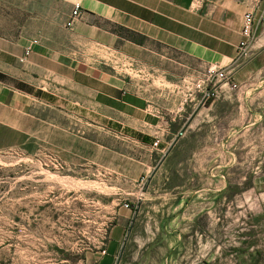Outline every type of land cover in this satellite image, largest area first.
I'll list each match as a JSON object with an SVG mask.
<instances>
[{
  "label": "crops",
  "instance_id": "obj_1",
  "mask_svg": "<svg viewBox=\"0 0 264 264\" xmlns=\"http://www.w3.org/2000/svg\"><path fill=\"white\" fill-rule=\"evenodd\" d=\"M55 1L64 7V24L73 3L80 4V18L72 29L66 28L72 47L67 51L57 42L0 40V68L13 78L0 79V109L26 114L34 101L62 108L86 133L78 139L89 149L83 158L104 176L115 173L116 180L128 184L126 190L137 192L140 178L145 177L142 202L149 201L151 208L141 202L134 221V208L118 204L106 236L95 240L100 247L88 252L85 262L264 264V156L248 189L233 193L231 204L226 203L225 143L218 136L207 146L216 150L215 160L202 151L200 158L197 154L190 159L199 160L200 168L184 173L183 183L161 193L148 192L157 175L154 167L170 145L162 164L184 133L209 121V106L199 94L188 92L184 79L193 80L209 65L223 66L236 55L244 39L241 29L247 11L253 13L249 57L232 76L236 87L224 86V95L232 92L239 102L249 101V124H238L241 103L234 115L233 155L240 148L242 134L264 131V2ZM28 47L30 52L21 61ZM102 48L133 60L143 74L128 78L103 66L107 64L94 55ZM187 99L191 112L179 120ZM211 128L219 133L218 124ZM145 150L157 158L152 161ZM74 159V165H82ZM141 213L144 220H140ZM126 233L131 235L124 238Z\"/></svg>",
  "mask_w": 264,
  "mask_h": 264
},
{
  "label": "rangeland",
  "instance_id": "obj_2",
  "mask_svg": "<svg viewBox=\"0 0 264 264\" xmlns=\"http://www.w3.org/2000/svg\"><path fill=\"white\" fill-rule=\"evenodd\" d=\"M63 16L64 7L55 0H0V40L57 42L69 51L72 39ZM95 54L111 71L128 78L143 74L136 64L123 65L115 52L102 48ZM7 73L0 68V79L13 80ZM224 94L225 91L211 102H205L209 106V121L199 122L202 128L184 133L164 163L155 165L157 175L148 192L161 193L170 185L183 183L184 173L200 168L199 160L190 159L197 154L200 158L202 151L203 156H212L215 160L216 150L207 146L211 147L217 136L225 143L226 203L231 204L233 193L248 189L262 166L264 131L242 134L240 148H235L233 155L234 115H238L241 103V119L237 122L241 127L249 124L251 120L246 111L249 101L239 102L232 92ZM191 109L192 103L187 99L179 120L190 114ZM0 121L6 122L0 123V264H87L85 255L100 247L95 240L106 236L117 205L125 200L141 204L145 195L138 200V188L137 192L126 190L128 184L116 180L115 173L104 176L95 164L83 158L89 149L78 139L86 133H82L79 121L62 108L34 101L26 114L0 109ZM217 124L219 133L211 128ZM144 153L152 161L157 158L149 150ZM74 157L82 165H74ZM144 202L141 205L150 208L149 201ZM137 216L138 212L134 221ZM140 216V220L145 219L144 213ZM258 258H262L260 253Z\"/></svg>",
  "mask_w": 264,
  "mask_h": 264
},
{
  "label": "built area",
  "instance_id": "obj_3",
  "mask_svg": "<svg viewBox=\"0 0 264 264\" xmlns=\"http://www.w3.org/2000/svg\"><path fill=\"white\" fill-rule=\"evenodd\" d=\"M254 3L264 2V0H250ZM80 4L79 2L73 3L68 17L65 21V27L68 29H72L76 20L80 18ZM252 26H253V13L251 11H247L243 15V25L241 29V33L244 36V39L240 41L238 44V49L236 55L225 65L216 66L209 65L203 72L198 74L193 80H185L186 87L190 94H199L201 101L206 102L209 99L218 98L221 93L224 91L227 86L229 89L236 87L235 84L232 83V76L235 70L241 66L249 57V43L252 39ZM36 40H32L31 43H36ZM30 52V48H26L24 50L23 56L20 58L22 61L26 55ZM119 58L122 60L120 62L123 65L129 64L133 65L135 62L127 57H122L118 54ZM157 144V140H155L154 145ZM140 188L138 189V200L142 199L145 189L144 185L146 184V178L142 177L139 180ZM121 205L125 208L133 207L134 211L139 209V202L130 204L128 201L121 202Z\"/></svg>",
  "mask_w": 264,
  "mask_h": 264
},
{
  "label": "water",
  "instance_id": "obj_4",
  "mask_svg": "<svg viewBox=\"0 0 264 264\" xmlns=\"http://www.w3.org/2000/svg\"><path fill=\"white\" fill-rule=\"evenodd\" d=\"M176 139H177V138H176ZM171 147H172V144L170 145V147L168 148V150L164 153L163 158L160 159V161H159V163L157 164V166L163 161L164 157L167 155V153L169 152V150L171 149ZM137 212H138V210H136V211L134 212V217L136 216ZM127 235H128V233H127ZM126 238H127V236H126Z\"/></svg>",
  "mask_w": 264,
  "mask_h": 264
},
{
  "label": "trees",
  "instance_id": "obj_5",
  "mask_svg": "<svg viewBox=\"0 0 264 264\" xmlns=\"http://www.w3.org/2000/svg\"><path fill=\"white\" fill-rule=\"evenodd\" d=\"M208 101H211V99H209Z\"/></svg>",
  "mask_w": 264,
  "mask_h": 264
}]
</instances>
